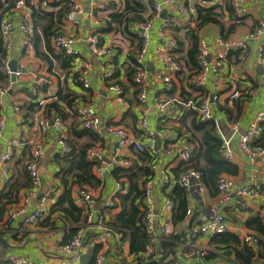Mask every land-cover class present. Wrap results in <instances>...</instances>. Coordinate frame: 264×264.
<instances>
[{"label": "crops", "instance_id": "obj_1", "mask_svg": "<svg viewBox=\"0 0 264 264\" xmlns=\"http://www.w3.org/2000/svg\"><path fill=\"white\" fill-rule=\"evenodd\" d=\"M29 1L30 3H33V1L37 2L38 5V0ZM78 1L81 2L84 9L79 18L80 24L78 26H71V24L65 22L64 17H62L60 23L57 21L58 16L56 13L61 5L53 10L52 7L44 9L45 11L52 10V18L55 26L59 27L61 33L73 38L72 47L76 54L75 56H69L66 64L64 60H58L52 57H50L52 61L50 64L45 59L36 56L33 46H24L22 44L21 33L17 29V24H15L19 11L10 12L14 20L11 29V47L8 51L10 58L15 59L23 70L16 76L15 81L11 80L12 84L8 92L0 100V115L5 119V128L3 135L0 137V153L3 151L4 141L8 137L15 136L19 140L25 141L24 145L22 144L16 148L10 163V176L22 179L23 167L31 157V150L34 143H40L44 151L39 168L42 186L37 191V194L31 198L27 212L34 209L38 202V196L47 189L52 187L56 191L55 200L62 190V186L55 176L59 165L54 161V155L58 151L60 152L56 131L52 124H50L47 132H41L37 125V121L40 118L46 117L51 123L52 117L55 114H59L53 109L46 111V104L52 100L55 101L59 92L62 94L68 92L74 97L70 104L62 102V114H59L64 123L66 139L75 146L88 145V147L96 149L106 157V163L114 155L130 154L132 156V152L127 148L118 147L116 140L109 138L104 133L92 132L95 136L94 139L89 133L77 128L75 118L68 111L75 105L90 103L105 124L122 125L130 129L138 138L151 142L148 136L138 128V117L141 105L135 98L136 86L132 78L129 80L127 70L130 65V59H133L134 67L136 65L135 56L139 48L137 37L139 21L152 12L153 2L162 3L163 0H136L140 9L129 14L127 19L121 23L112 21L111 15L114 12L121 13L123 0H111L110 7L107 10L96 13H92L91 11L92 3L90 0ZM39 7L41 8V6ZM241 7L242 11L240 13L232 8L230 1L213 3L205 8L201 7L202 14L218 19L221 27L218 23L212 21H207L200 26H197L196 21L195 27H193V25L186 23L184 15L180 14L175 6L165 5L162 6L158 17L152 23L149 51L156 45L165 42L169 37H173L176 40V58L182 62L183 68L181 71L173 73L174 93L183 99L196 98L195 93L202 95L218 93L222 98L219 104L225 108L220 109V106L214 107L213 117L216 121V130L220 138H230L232 156L229 161L234 163L238 168L236 175H226L233 178L236 188L241 185H251L259 191L257 196L248 198L249 206L246 211H241L238 207V201L234 193L235 187L228 203L225 205H220L216 202V194L211 195L207 190L203 193L197 192L193 196L195 207L193 215L190 217L185 216L176 226L178 231H183V237L181 244L172 256L174 260L173 264H209L210 260L199 259L193 255L196 249L208 248L218 251L219 244L211 242L210 237L183 243L189 227L201 215L217 209L224 215L229 224L237 227L236 233L238 234L251 231V229L245 227L243 224L246 218L258 213L262 215L264 211V157L256 163H251L245 153L239 148V134L253 119L255 111L264 105V66L256 59V48L260 39H250L247 37L249 32L259 22H263L264 24V0L247 2L242 4ZM165 17H170L172 21L166 35L161 37L157 33V29L161 24V20ZM41 21L42 19L39 20L38 18V22L40 23ZM91 28L97 30L102 45L113 47L112 56H96L88 50L86 37ZM187 30L195 31L198 35V41L200 39L205 41L208 51L206 59L208 58V60L213 59L220 50V46L216 43V39L219 37L227 41L244 39L248 55L245 59H240L242 49L231 48L226 56L222 70L214 73L209 69L204 91L197 92L190 82L192 74H195L196 70L189 69L185 65V51L189 46V38L186 34ZM50 38V45L54 52L60 53L59 51H55L52 44V37ZM179 45L183 46L182 52H178ZM40 48L44 51L43 42L40 44ZM146 59L147 65L149 62L154 65L153 72H150L151 74L161 71L160 66L151 61L150 54H148ZM84 69L88 72L89 88H84L80 82L74 81L78 72ZM105 72H108L109 75L104 78ZM36 77H47L50 81L43 88L37 90L36 93H33V84ZM112 83L121 86L124 102L117 99L115 93L107 88ZM232 92H238V95L230 98L229 96ZM165 96L166 94L163 91L162 84L152 81L148 88L146 104L150 107L149 125L154 133L152 144L155 149H157L155 147L156 135H158L157 131L165 130L167 132L164 137L158 135L160 137V144L157 149L159 154L156 155L155 160L158 166L167 167L170 171H173L180 161L173 154L163 153L162 148L171 140H176L183 145H188L191 148L192 156L195 143L188 142L185 139L188 133L185 132L184 128H181L183 133L180 135L176 131V128L180 127L177 122L180 117L167 120L158 118L153 102L155 99L158 100ZM40 99H44L46 102L43 105H38L37 102ZM16 105H19V111L15 110ZM262 134L264 138V126ZM133 160L135 161L134 155ZM183 165L186 167L189 166L184 163ZM109 172L110 167L108 168V174L102 185L90 188L96 198L97 209L100 208L107 217H112L120 210V206L117 205V199L114 200L116 204L110 207L103 205L114 194V179L110 176ZM120 180L123 181L124 185H127L126 177H120ZM172 186L164 192H158L156 194L160 204L162 203L164 193L166 191L170 192ZM28 187L21 189L17 203L23 199ZM2 188L3 186H0V190ZM78 189V187H73L72 198L77 206L82 207L80 221V226H82L84 205L77 198ZM52 203L48 205L45 217L33 225H23L21 218L8 223L5 221L6 213L4 220L0 222V231L8 245L5 249L0 246V264H8L6 260L8 254L23 255L32 264H62L64 262V256L60 251V244L64 234L68 232V229L72 225L67 219L60 218L58 212L50 213ZM48 216L49 219L46 218ZM85 231L88 236H92L99 231V227L94 222L92 227L85 228ZM257 246L253 247V249L256 250ZM222 247H225V245H221L219 251L224 252ZM87 248L88 244L85 242L80 264H88L85 259ZM112 253L115 254L112 245H110L107 251L109 259L105 264H122L123 260L125 262L130 260V257L126 254L115 257ZM219 255L226 259V264H231V259L227 258L230 257L229 255L222 252ZM261 261L260 259H256L254 260V264H261Z\"/></svg>", "mask_w": 264, "mask_h": 264}, {"label": "built area", "instance_id": "obj_2", "mask_svg": "<svg viewBox=\"0 0 264 264\" xmlns=\"http://www.w3.org/2000/svg\"><path fill=\"white\" fill-rule=\"evenodd\" d=\"M64 0H42L41 2L31 3L35 8L41 6L42 9L51 8L48 3L50 2H63ZM92 3L91 11L96 13L99 11L107 10L110 7L111 0H90ZM223 1H230V4L234 10L238 13L242 11V4L247 2H253L256 0H163L162 3L153 2L152 12L139 21V30L137 37L139 41V48L136 53V65L132 75V81L136 86L135 98L140 103L141 109L138 117V128L142 133L146 134L151 140L145 141L134 135L130 129L115 124H105L96 113L94 107L90 103H80L75 105L71 110H68L75 118L77 128L81 130H88L94 133H104L111 139L116 140L118 147L127 148L131 150L132 156L129 155H114L108 159L106 163V157L102 153L94 148L87 147V158L95 162L93 168L96 177L103 183L108 174V168L111 166L117 167H129L133 164V155L135 153L147 151L152 155V162L150 168L152 175L145 178L141 182V202L140 209L142 211V228L147 234L149 240L144 247L142 256L147 257L150 254H156L161 250L160 243L164 236H168L174 232V225L172 221L173 213V199L168 191H166L162 197V203L160 204L156 194L158 192H164L171 185L176 182L183 188V197L186 202L185 216L190 217L194 213V195L203 193L206 190L205 184L202 180V171L192 167H188L182 171L177 178L174 177L172 171L167 167H160L156 163V155L159 154L158 150L154 148L152 144L154 133L150 129L149 116L150 107L146 104L147 92L152 81L154 83H161L163 91L166 94L161 99H155L153 105L159 119L167 120L170 118L181 117L187 110H191L195 113L197 120L205 121L213 118V108L221 102L222 98L218 93L212 95L196 94V98L183 99L179 95L174 93V79L173 73L182 70L183 65L180 60L176 58V40L173 37H169L165 42L156 45L149 51L151 42V29L154 19H156L160 13L163 5L175 6L176 10L184 15L186 23L195 27L197 9L199 7H207L213 3H220ZM83 6L78 0H69V9L65 14V22L71 24V26H78L80 24V16L83 13ZM11 11H19L17 21V29L22 36V44L27 47H32V36L34 33V27L31 19V7L26 4V0H16L10 11L5 12L0 19V33L6 48V53L0 57V72L5 75L6 79L2 85H0V100L2 96L8 92L11 82L12 71L9 67L11 60L9 55V49L11 47V29L13 26V17L10 14ZM93 15V14H92ZM171 18L165 17L161 20V24L157 29V33L163 37L168 32L171 25ZM250 39H260V42L256 48V59L264 66V24L259 22L247 36ZM73 38L64 33H58L52 37V44L55 51H59L67 56H75L76 52L72 47ZM86 43L88 50L96 55H113V47L102 45L99 34L96 29L91 28L87 37ZM216 43L220 46V50L217 55L211 60H207V47L205 41L200 39L198 41V53L197 62L199 65L195 74H192L190 82L197 92L204 91L205 81L207 78V72L211 69L214 73H218L222 70L223 64L226 60V56L231 48L242 49L240 59L247 57L246 44L244 39H238L235 41H227L223 38H217ZM151 55V61L160 66L159 73L151 74L147 68V56ZM87 71L84 69L78 72V75L74 78L75 82H80L84 88H89L90 83L87 78ZM15 75H19V72H15ZM109 75L108 72L104 73V78ZM50 79L47 77H36L33 84V93L43 88L49 83ZM110 91H113L117 96V99L124 102L123 91L118 84H109L107 87ZM171 94V95H170ZM238 95V92H232L230 98H234ZM46 101L44 99L38 100V105H43ZM15 110L19 111V105L15 106ZM52 126L56 131L57 143L61 153H68L70 151L69 144L66 141L65 127L62 117L59 114H55L52 119ZM37 125L41 132H47L50 126V120L46 117L40 118L37 121ZM264 126V105L257 109L254 113L253 119L248 126L239 134V148L245 153L247 159L251 163H256L264 157V146L260 143H256L262 133ZM5 128V119L0 115V137L3 135ZM158 135L164 137L166 135L165 130L157 131ZM25 144L24 140H19L18 137L11 136L5 139L3 151L0 153V186H4L10 179L11 175V161L14 151L19 146ZM163 153L173 154L178 161L183 162L185 165H189L191 158V148L188 145L171 140L165 147L162 148ZM161 153V152H160ZM220 154L225 159H230L232 151L230 149V138H221ZM44 151L40 143H34L31 150V157L26 163V171L31 181V185L28 187L27 192L24 193L23 199L10 207L7 212L5 221L10 223L12 221L21 218L23 225H33L43 219L47 213L48 205L52 203L56 198V191L51 187L38 196V202L33 210L27 212L30 206V200L37 194V191L42 186V178L39 173V168L43 159ZM114 194L112 198L107 199L104 202L105 207H110L116 204L114 200L117 199L116 193L127 192V185L122 184L121 180H114ZM235 181L231 176L221 174L216 181V202L220 205L228 203L232 191L235 187ZM236 188V187H235ZM238 207L241 211L248 209V198L254 197L259 194L256 187L251 185H241L234 191ZM78 200L84 205V219L83 225L80 226L68 239L67 242L60 244V251L64 256V262L62 264H80L82 261V254L84 251V243L87 242L88 246L91 244H99L101 248L96 253L93 264H105L109 259L107 256L108 247L112 245L115 255L126 254L133 259L132 255L128 254L127 241L124 239L123 232L120 230H114L107 225L108 218L101 209H97L96 198L88 185H83L77 191ZM96 222L99 227V231L86 238L85 228H91ZM237 227L229 224L224 215L217 209H213L207 214H203L199 219L192 223L188 229L185 242H191L199 238H208L215 235H220L224 232L236 233ZM237 234V233H236ZM241 243L250 247L258 245V236L251 232H243L237 234ZM208 248H198L195 251V255L199 259H205L209 254ZM113 254V253H112ZM173 256V255H172ZM171 256V259L173 258ZM8 264H32V262L23 255L8 254L6 257ZM209 264H226V259L219 254L209 261Z\"/></svg>", "mask_w": 264, "mask_h": 264}, {"label": "trees", "instance_id": "obj_3", "mask_svg": "<svg viewBox=\"0 0 264 264\" xmlns=\"http://www.w3.org/2000/svg\"><path fill=\"white\" fill-rule=\"evenodd\" d=\"M16 0H0V19L5 12L10 11ZM42 0H38L41 2ZM26 4L31 7V19L33 22L34 33L32 36V46L35 50L37 57L45 59L51 64V58H57L58 60H64L66 64L69 60V56L63 53L54 52L50 45V37L61 33L59 27H56L53 20V9L57 10V21L60 23L62 17L65 19V14L69 9V0L63 2H50L48 5L52 7V10L45 11L38 7L35 8L29 0H26ZM205 8V7H204ZM140 9L136 0H123V9L121 13H112V21L121 23L127 19L129 14L136 12ZM39 20L42 21L39 23ZM44 20V22H43ZM197 26L202 25L207 21L216 22L220 25L218 19L203 15L201 7L197 10ZM186 34L189 38V46L185 51V65L189 69L199 68L197 62L198 53V35L195 31L187 30ZM44 43V51L40 48V44ZM183 51V46L179 45L178 52ZM6 53V48L0 33V57ZM68 65V64H67ZM66 65V66H67ZM134 61L130 59V65L127 70V76L131 80L134 73ZM6 77L0 72V85L5 81ZM74 97L70 93H58L56 100L50 101L46 104V111L54 110L55 112L62 114V102L70 104ZM217 106H220L218 104ZM224 106H220V109H224ZM180 127L176 128L178 134H182L181 128H184L188 135L185 139L188 142H194L195 148L189 161V166L202 171V180L205 184L206 190L215 195L217 192L216 181L221 174L236 175L238 172L237 166L225 159L220 154L221 138L216 130V121L213 118L205 121H199L193 111H186L178 120ZM162 127V126H161ZM87 132L95 139L92 132L88 130H81ZM69 144L70 151L68 153H61L58 151L54 155V161L59 165L55 176L58 178L59 183L62 186L61 193L58 198L51 204L50 213L58 212L60 218L67 219L72 225L68 232H66L62 238L61 244L68 241L70 236L80 227V221L82 217V207L77 206L72 198L73 187L81 188L83 185L89 187H98L102 185V182L94 174L93 168L95 162L89 160L86 155L88 145L75 146L72 142L66 139ZM264 146L263 134L255 141ZM152 155L147 151L135 153V161L130 167H110V176L114 180H120V177L127 178V192L116 193L120 210L112 217L108 218L107 225L114 230H120L123 232L124 239L127 241L128 254L133 256V259L122 261V264H173L174 260L171 256L174 255L177 247L182 242L183 231H178L176 226L185 218L186 202L183 197V188L176 182L169 194L173 199V213L172 221L174 225V232L168 236H164L161 239L159 250L156 254H150L147 257H143V251L149 238L142 228V211L140 209L141 202V182L145 178L152 175L150 163L152 162ZM188 167L184 166L182 162L173 169L172 173L175 178ZM104 182V181H103ZM122 184L123 181L121 180ZM31 185V181L26 171V164L23 167L22 179L18 177H10L9 181L4 184L0 190V222L4 220V216L8 212L10 206L18 202L20 191L24 187ZM49 219V216L46 217ZM45 220V219H44ZM42 220V221H44ZM245 227L251 229L256 235L259 234L262 238H258L257 249L241 243L238 235L232 232H224L220 235L211 237L210 241L219 244L218 251H210L205 259L212 260L219 253H225L229 255L231 264H254V260L260 259L261 264H264V211L246 218L243 221ZM89 237L86 234V238ZM86 242V241H85ZM85 244V243H84ZM8 243L2 237L0 231V246L5 249ZM221 245L223 251H219ZM101 248L99 244H91L87 248L85 259L88 264H93L96 253ZM231 253V254H230ZM115 257L116 255L113 254Z\"/></svg>", "mask_w": 264, "mask_h": 264}, {"label": "water", "instance_id": "obj_4", "mask_svg": "<svg viewBox=\"0 0 264 264\" xmlns=\"http://www.w3.org/2000/svg\"><path fill=\"white\" fill-rule=\"evenodd\" d=\"M207 60H208V58H207ZM9 67H10V70L12 71L11 80L15 81L16 80L15 72L21 73V71L23 69H21V67L17 64L15 59H11L10 60ZM147 67L150 70V72H153L154 65L152 63L149 62ZM50 124H52V121H51ZM155 144H156L155 147L158 149L159 148V144H160V137L158 135H156V143Z\"/></svg>", "mask_w": 264, "mask_h": 264}, {"label": "rangeland", "instance_id": "obj_5", "mask_svg": "<svg viewBox=\"0 0 264 264\" xmlns=\"http://www.w3.org/2000/svg\"><path fill=\"white\" fill-rule=\"evenodd\" d=\"M251 232H253V231L251 230ZM253 233H254V232H253ZM257 236H258L259 239L262 238V236H260L259 234H257Z\"/></svg>", "mask_w": 264, "mask_h": 264}]
</instances>
